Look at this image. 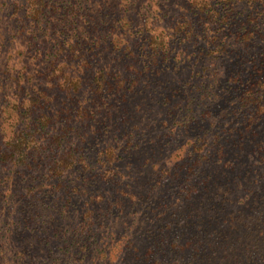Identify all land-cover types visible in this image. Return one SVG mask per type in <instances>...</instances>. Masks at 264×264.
Wrapping results in <instances>:
<instances>
[{
	"label": "rangeland",
	"instance_id": "obj_1",
	"mask_svg": "<svg viewBox=\"0 0 264 264\" xmlns=\"http://www.w3.org/2000/svg\"><path fill=\"white\" fill-rule=\"evenodd\" d=\"M26 1L0 0V27L10 23L3 16L9 3L24 13ZM55 1L63 6L74 0ZM75 1L80 27L63 36L97 43L104 63L134 87L123 98L104 99L85 85L67 104L81 114L69 119L72 127L57 146H42L31 155L33 164H0V264H258L253 250L262 235L264 160L258 163L255 142L236 131L248 133L242 128L248 118L263 125L264 116L241 106L244 86L232 88L236 81L228 79L238 68L232 55L214 61L216 72L200 70L199 61L185 67L213 43L222 4ZM199 6L209 14L203 25ZM26 36L27 30L9 36L0 51V143L23 128L14 116L33 94L15 85L34 71ZM151 36L169 44L163 67L147 63ZM246 76L241 72L239 80ZM82 78L90 83V74ZM204 81L208 86L201 88ZM48 96V111L61 113L67 92L51 88ZM57 122L56 130L63 125ZM238 235L242 241H235ZM258 252L264 254V246Z\"/></svg>",
	"mask_w": 264,
	"mask_h": 264
},
{
	"label": "trees",
	"instance_id": "obj_2",
	"mask_svg": "<svg viewBox=\"0 0 264 264\" xmlns=\"http://www.w3.org/2000/svg\"><path fill=\"white\" fill-rule=\"evenodd\" d=\"M228 1L232 5L227 1L219 0L222 5L218 10L219 13L215 14L218 29L212 30L214 44L212 40L207 42L205 48L198 51L199 54L195 56V61L190 59L191 65L186 64L185 67L191 70L199 61L197 64L200 70L216 72L217 64L214 61L224 55H232L238 63V68L229 74L228 79L232 82L236 81L232 88L240 84L244 86V89L240 91L241 106L247 107L250 113L255 112L264 116V2L262 0ZM235 4H241L243 8L236 10ZM24 8V13H19V4L10 5L9 3V9L3 16L7 17L10 23L6 27V24L0 27V51L9 36H15V33L22 34L23 30H27V42L30 47L33 46V54L36 57L33 63L34 71L32 74L22 75L24 77H21L15 85L16 88L20 86L22 89L23 87L32 89L33 94L25 100L26 104L21 112H17L16 107L12 108L13 112H17L14 119H18L19 124L21 123L20 127L23 126V128L18 127L13 134L8 135L5 143H0V164L3 161L18 162L23 159H28V163L33 164L35 158L31 155L34 154L36 157L42 146L49 148L57 146L60 143L57 139L67 135L70 129L69 119L77 116L78 113L81 114V110L68 106L76 100L80 91L84 92L87 89L91 96L104 99L109 94L120 95L123 98L134 87L132 84L134 82L126 81L115 66L111 63H104L103 50L97 43H88L87 36H78L73 41L63 36L72 30L76 32L80 27L79 20L76 19L75 0L63 6H59V2L55 0H27L24 2ZM197 14L200 24L208 22L207 10H202L199 6ZM150 25H154V22ZM188 37L189 34L184 32L180 39L185 41ZM66 41L69 42L65 47L63 44ZM163 41L160 36H155L154 40L151 36L145 45L146 51L151 52L150 60L147 62L149 65L161 63L162 67L164 66L162 62L168 58L169 44ZM42 54L44 57H41ZM132 65L128 64V67H132L128 70L130 74L135 73ZM241 72H245L247 76L240 81ZM84 74H90L89 84L83 81ZM207 86L205 81L200 84L201 88ZM51 88L67 92L65 98L67 103L61 113L48 111L49 106H46ZM32 110L37 113L35 116L29 114ZM57 120L63 124L58 130L55 127V124H58ZM244 122L246 124L242 127L243 131H248V133L244 134L240 132V129L236 132H239L241 136L245 135L249 141L255 142V151L261 153L259 155L261 159L258 162L261 164L264 160V124L257 125L251 118ZM232 129L234 128H229L231 138L233 137ZM48 134L51 135L47 136ZM37 137L43 138V143L35 141L34 138ZM199 139L202 142L203 137ZM60 158L61 155L58 157V162H64ZM259 208L262 223L258 227L262 230V235L257 241L253 254L264 246V202L259 205ZM233 229L239 232L240 227L233 224ZM235 241H242V235H238ZM185 264H192V262L188 261Z\"/></svg>",
	"mask_w": 264,
	"mask_h": 264
},
{
	"label": "clouds",
	"instance_id": "obj_3",
	"mask_svg": "<svg viewBox=\"0 0 264 264\" xmlns=\"http://www.w3.org/2000/svg\"><path fill=\"white\" fill-rule=\"evenodd\" d=\"M262 2H264V0H262ZM251 252L253 251H250L249 253V257H247L246 259H251ZM257 257H258V264H264V254H261L260 252H257Z\"/></svg>",
	"mask_w": 264,
	"mask_h": 264
}]
</instances>
